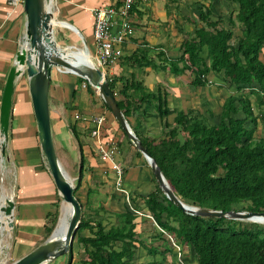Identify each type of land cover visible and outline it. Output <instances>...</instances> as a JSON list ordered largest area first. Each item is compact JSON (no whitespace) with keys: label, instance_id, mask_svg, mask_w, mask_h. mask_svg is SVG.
<instances>
[{"label":"trees","instance_id":"obj_1","mask_svg":"<svg viewBox=\"0 0 264 264\" xmlns=\"http://www.w3.org/2000/svg\"><path fill=\"white\" fill-rule=\"evenodd\" d=\"M229 1L237 11L234 19L229 18L228 26L204 6L199 8L197 18L188 19L194 30L185 34L181 56L175 61L162 52L155 58L149 57L151 49L147 45L139 47L130 58L131 66L139 69L165 71L169 67L175 76L188 71L194 87L208 85L210 73L221 74L237 95L224 100L219 123L209 125L192 111L178 112L175 127L158 141L138 132L134 134L184 203L223 213H264V138L256 136L259 124L264 125V110L256 115L250 101L253 96L258 110L264 108V0ZM204 49L206 58L200 55ZM107 82L114 94L115 83L108 78ZM81 84L94 94L90 85L77 77V85ZM121 95L123 100L114 97L127 121L139 105L155 100L159 101L157 110L161 118L170 114L166 99L156 97L143 83L133 81L125 85ZM103 106L110 112L104 102ZM71 131L80 152L74 195L82 207V220L67 254V264H72L76 246L80 249L77 264H136L142 251L154 258L158 249L143 241L142 222L147 221L146 216L133 213L126 205L121 212L105 211L103 207L102 212L86 211L88 205L81 198L85 158L76 128L71 127ZM136 153L142 157L137 150ZM109 197L116 200L118 193L113 190ZM143 201L153 222L181 248V255L189 253L196 264H264V226H244L235 220L186 214L165 197L158 183ZM56 208L47 217L45 240L56 226L58 203ZM164 233L151 240L162 239ZM166 252L171 250L166 248L162 254Z\"/></svg>","mask_w":264,"mask_h":264},{"label":"crops","instance_id":"obj_2","mask_svg":"<svg viewBox=\"0 0 264 264\" xmlns=\"http://www.w3.org/2000/svg\"><path fill=\"white\" fill-rule=\"evenodd\" d=\"M116 1L54 0L55 27L62 30L58 32L59 30H55L54 27L53 34L57 45H60L59 35L62 39L68 35L63 31L67 29L83 41L90 53L86 46L87 41L77 25L82 23L83 16L89 15V20L91 18L93 20L94 9L114 4ZM201 6L211 9L213 15H218L226 26L230 17L235 18L237 11L236 5L229 0H148L145 2L138 0L134 4L130 15L132 35L122 45L123 55L105 69V77L115 83L114 95L122 100L124 97L121 95V90L125 85L133 81L143 83L156 97L166 99V107L170 114L166 118L160 117L157 110L159 101L142 103L138 110L131 113L127 121L133 133L138 132L143 137L158 141L175 127L176 114L187 111H192L193 115L204 119L209 125H217L224 100L228 96L237 95L234 89L223 81L221 74L210 73L207 76L208 85L194 87L191 85V73L188 71L175 76L169 67L163 71L160 68L139 69L131 66L130 58L139 47L144 45L150 47L149 57L151 58H155L159 52H162L169 60L178 59L181 56V44L185 34L194 30V26L188 22V19L197 18ZM25 24L23 0L17 4H11L9 0H0V106L8 73L13 66L19 46L23 43ZM66 24L73 26L78 33ZM78 51L81 50L67 52L73 55ZM200 55L206 58V49ZM79 87L80 90L86 88L84 84L77 85V76L59 72L56 69L52 70L49 111L57 157L60 159L61 156L65 163L76 157L74 161L77 178L73 184L75 186L79 178L80 152L77 140L71 131V127L74 126L85 158L81 191L84 196L82 201L88 205L86 211L102 212L101 207H103L105 211L121 212L125 205L128 207L126 203V195H128L133 199H130L133 207L145 212L143 199L157 185L150 166L143 157L137 155L136 151L133 156L128 157L130 145L124 141L125 134L112 113L105 109L102 99H100L102 102L100 105L90 92V95L86 92L78 95ZM76 115H79L80 120H76ZM98 117H103L104 120L101 131L103 138L114 139L117 142L115 162L124 170L125 193L115 190L118 193L116 200L109 197L114 188L115 174L110 169V164L103 162L96 155V143L90 135L96 127L94 120ZM260 126L261 124L257 128L256 136L260 134ZM118 130L123 134L120 137H118L120 135ZM1 161L0 202L11 199L14 208L12 229L7 227L5 216L1 219L4 226L0 228V254L3 249H8L10 246L14 253L18 254L17 259H20L45 241V228L49 225L47 217L57 210V203L59 205L58 192L40 150L37 125L25 74L15 81L6 157L2 158L0 154ZM133 162L137 165L136 169L130 167ZM89 188L91 192H88ZM106 188H108L107 191L102 193ZM154 236H158V233ZM143 238L147 241L152 239V237L149 239L147 235H143ZM74 248L79 258L80 249L78 246ZM175 252L178 260L182 258L185 263L186 256L182 257L181 252ZM67 262L66 254L46 264H67ZM194 262L196 264L195 259Z\"/></svg>","mask_w":264,"mask_h":264},{"label":"water","instance_id":"obj_3","mask_svg":"<svg viewBox=\"0 0 264 264\" xmlns=\"http://www.w3.org/2000/svg\"><path fill=\"white\" fill-rule=\"evenodd\" d=\"M54 0H23V11L26 18L23 43L15 55L5 83L0 106V154L6 157V144L12 107V96L17 78L26 75L28 91L36 120L40 150L44 157L48 172L53 180L62 203L70 206L68 217H61V210L55 228L50 236L24 257L11 264H46L69 253L82 220V207L75 197V186L65 174L55 151L50 123L49 87L52 70L73 74L87 82L108 107L116 122L136 150L142 155L165 197L184 213L202 218H225L235 221H248L264 225V213L230 211L223 213L201 209L181 201L169 187L160 168L151 158L131 131L123 112L119 109L114 94L109 88L105 74L93 62L82 69H77L67 59V53L57 46L54 39ZM72 30L78 31L66 24ZM85 53L87 49L84 50ZM62 207V206H61ZM14 203L11 199L0 202V228L4 226L1 219L5 216L7 227L13 228L12 211ZM262 218L256 222L255 219ZM63 221H65L63 223Z\"/></svg>","mask_w":264,"mask_h":264},{"label":"built area","instance_id":"obj_4","mask_svg":"<svg viewBox=\"0 0 264 264\" xmlns=\"http://www.w3.org/2000/svg\"><path fill=\"white\" fill-rule=\"evenodd\" d=\"M9 1L11 4H17L21 0ZM136 1L138 0H117L114 4L98 7L93 10V53L92 55L90 54V57L93 64L101 69L104 74L105 69L123 55L122 45L132 35L130 15ZM139 1L145 2L148 0ZM84 87H86L85 84ZM76 120H80L79 115H76ZM94 123L96 127L91 131L90 135L96 143V155L103 162H108L110 164V169L114 172L116 177L114 189L117 192L125 193L123 189L124 170L115 162L117 142L114 139L103 138L101 132L104 126L103 117L96 118ZM130 199L131 198L126 195V203L130 211L139 216H143L139 210L133 207L131 202L133 199ZM146 217H149L153 221L150 215ZM156 227L164 233L157 225ZM167 237L172 242L175 250L180 253L181 248L174 244L170 236L167 235Z\"/></svg>","mask_w":264,"mask_h":264},{"label":"rangeland","instance_id":"obj_5","mask_svg":"<svg viewBox=\"0 0 264 264\" xmlns=\"http://www.w3.org/2000/svg\"><path fill=\"white\" fill-rule=\"evenodd\" d=\"M86 17V18H85ZM89 15L87 16H83L82 17V23H80L78 26L80 32L83 34L85 40L87 41V47L90 51L89 54L85 53L84 50H85V45L83 43L82 40L78 39L76 35L72 34V32H70L69 30L67 29H63L64 32H66L68 35H65V39H62L61 35H59V42H60V45H57L59 46V49L61 50H65V51H75V50H81V51H78V52H75L73 53V56L77 58V61L79 60L80 62L82 61V56L84 54H87V56L89 55V58L91 59L90 57V54L92 55L93 53V46H92V39H93V25H94V17H93V20L92 18L89 20ZM59 21V20H58ZM84 24V25H83ZM59 30L58 32L62 31L60 30L61 28H57L55 27V30ZM61 40V41H60ZM88 52V51H87ZM69 74V73H68ZM72 75V74H71ZM78 95H80L81 93L84 94V92H86L88 95H91L93 97H96V101L97 103H99L100 105L102 104L101 102V98L96 96V91L93 89V92L94 94L90 91L87 90V88H83V90H80V87L78 89ZM250 101L252 103V107H253V111L256 115H259L261 111L264 110V108H262L261 110H258L257 106H256V101H255V98L253 96H251L250 98ZM95 105V103H94ZM260 134L258 133L257 137L259 136H262L264 138V125L261 123V126H260ZM118 132L120 133V136H122V132H120L118 130ZM124 141H126V139L124 138ZM128 143V142H127ZM129 145V144H128ZM130 148V151H129V156L128 157H131L133 156V154L135 153L136 151V148L134 146H129ZM61 155V153H60ZM63 156V155H62ZM76 158V157H75ZM75 158H71L69 159L68 163H65L63 161V159L61 158L60 156V159L58 158V160H60V164L65 172V174L68 176L69 180L75 184L76 182V178H77V169H76V162L74 160H76ZM119 158V156H118ZM121 159V157L119 158ZM118 159V160H119ZM128 160V159H127ZM120 161V160H119ZM121 162V161H120ZM145 163V162H144ZM1 164H2V161H1ZM146 166V164H145ZM131 168H137V165L136 163H132L130 165ZM147 169L150 170V168L148 166H146ZM111 177V176H110ZM123 183H124V178H123ZM108 188L106 189H103L104 192L107 191ZM115 190L114 188L112 189V191ZM81 198L83 199L82 197V194H81ZM61 205H62V201L60 199L59 201V205H58V210H59V213H60V210H61ZM242 207H246V205H243ZM141 214L143 216H147L149 215L146 211H141ZM147 221L145 222H142L143 224V230H144V236L147 235V237H152V238H155L157 236H154V235H157V233H160V230L156 227V225L154 224V222L149 218V217H146ZM256 222H260L261 220L260 219H255ZM112 222H115V219L112 218L111 220ZM237 223H240L244 226H251V224H257V225H261V226H264L263 224H260V223H253L252 222H248V221H237ZM262 228V227H261ZM150 239V238H149ZM143 241L146 245L148 246H153L154 248H157L158 249V252L159 254L156 255L154 258L153 257H149L146 255V252L142 251L141 253H138L137 257H136V260H135V263L138 264V263H147V262H155L157 264H195L194 262V258L189 255V253H187L186 255H182L183 256H186L185 258V263H183V260L182 258L180 260H178V255L177 253L175 252L176 250H174L171 242H170V239L167 237V235H163L162 239H157V240H151V241H147L146 238H143ZM166 248H169L171 250V252H166V254H162V252L166 249ZM30 253V252H29ZM175 253V254H174ZM14 253V251L10 248L8 249H3L2 253L0 254V264H11L13 262H15L17 259V256L18 254ZM176 257V258H175ZM77 250L76 248H74V253H73V264H77ZM182 261V262H181Z\"/></svg>","mask_w":264,"mask_h":264},{"label":"bare ground","instance_id":"obj_6","mask_svg":"<svg viewBox=\"0 0 264 264\" xmlns=\"http://www.w3.org/2000/svg\"><path fill=\"white\" fill-rule=\"evenodd\" d=\"M54 26L56 25V21H54ZM65 51V50H62ZM65 53H67V59L70 61V63L75 66L77 69H82L85 65H88V63L92 62V60L89 58V55L87 56V54H84L82 56V61L80 62L79 60L77 61V58L74 57L72 54L68 53L67 51H65ZM75 58V59H74ZM0 165L2 166L1 162ZM62 208H61V217L65 218L68 217L69 213H70V206L66 203H62ZM262 221V218H259ZM65 221H63L64 223Z\"/></svg>","mask_w":264,"mask_h":264}]
</instances>
